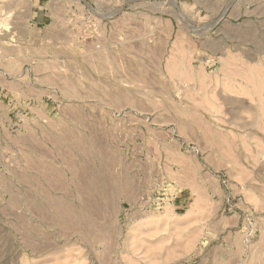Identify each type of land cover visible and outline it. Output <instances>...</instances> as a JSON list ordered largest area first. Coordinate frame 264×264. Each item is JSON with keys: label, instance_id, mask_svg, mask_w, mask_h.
I'll list each match as a JSON object with an SVG mask.
<instances>
[{"label": "rangeland", "instance_id": "obj_1", "mask_svg": "<svg viewBox=\"0 0 264 264\" xmlns=\"http://www.w3.org/2000/svg\"><path fill=\"white\" fill-rule=\"evenodd\" d=\"M0 20V264H264V0Z\"/></svg>", "mask_w": 264, "mask_h": 264}, {"label": "built area", "instance_id": "obj_2", "mask_svg": "<svg viewBox=\"0 0 264 264\" xmlns=\"http://www.w3.org/2000/svg\"><path fill=\"white\" fill-rule=\"evenodd\" d=\"M153 205H154V209H160V206L162 205V204H160V203H153ZM153 207V206H152ZM153 209V208H152Z\"/></svg>", "mask_w": 264, "mask_h": 264}, {"label": "bare ground", "instance_id": "obj_3", "mask_svg": "<svg viewBox=\"0 0 264 264\" xmlns=\"http://www.w3.org/2000/svg\"><path fill=\"white\" fill-rule=\"evenodd\" d=\"M1 21V20H0ZM4 21V20H3ZM3 21H1V23H3ZM263 50V51H262ZM261 51L264 53V49H262ZM170 211L169 210H167V214L166 215H169L168 213H169Z\"/></svg>", "mask_w": 264, "mask_h": 264}]
</instances>
